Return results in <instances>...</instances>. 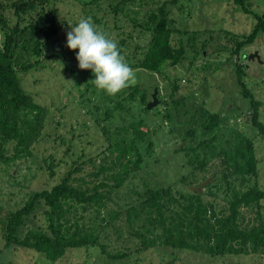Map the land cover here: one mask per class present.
<instances>
[{
	"label": "trees",
	"instance_id": "trees-1",
	"mask_svg": "<svg viewBox=\"0 0 264 264\" xmlns=\"http://www.w3.org/2000/svg\"><path fill=\"white\" fill-rule=\"evenodd\" d=\"M131 1L135 0H111L109 5H114L118 13ZM54 2L14 0L11 5L17 16L14 23L0 13L3 31L0 42L1 164L32 156L33 146L41 140L46 127L53 123L48 117L50 108L34 99L25 88L21 75L22 71L37 69L42 60L35 63L20 61V54L31 49L39 58L48 56L43 44L58 36L64 28ZM169 2L175 4L178 0H166L157 8L148 10L141 22L135 20L142 33L150 34L146 45L137 44L132 55L124 52L126 38L118 46L133 69L165 73L177 91L181 87L180 76L172 78L166 67L192 69L200 56L205 58L204 51L212 36L206 38L204 30V39L200 40L202 30L178 28L176 19L171 16ZM235 2L244 13L253 15L255 25L249 34L243 35L225 29L233 45L219 46L216 51L228 52L229 59L238 58L235 63L237 84L242 88L243 102L247 103L239 114L247 116L252 133L235 129L229 144L219 148L215 141L222 131L221 124L228 117L221 111L204 107L199 123L185 131L186 143L179 148L185 152L187 164L191 167L180 178L181 185H146L144 191L137 190L136 202L126 206L115 202L114 193L143 167L142 142L145 141L143 148L146 151L153 145L151 129L144 119L130 124L134 136L119 131L116 135L121 137L110 138L106 131L110 143L96 155L86 153L84 148L82 153L79 148L73 149L71 163L66 162L63 173L56 169L59 162H55V155H52L51 159L45 160L52 175L57 174L59 179L48 187L37 189L22 207L10 212L4 226L8 247L34 250L52 262L63 258L71 249H98L113 261L127 259L139 264L134 251H112L104 234L107 227L126 214V221L141 241L139 251L155 249L167 254L170 251L175 253V250H191L211 257L264 255V187L257 180L259 159L254 140L257 136L254 132L264 138L263 102L246 82V68L254 60H249L248 53L244 52L245 47L264 33V15L250 8L249 0ZM94 20L100 21L98 18ZM139 48L143 50L141 56H137ZM243 59L248 62H239ZM138 97L149 112L147 89L136 86L129 98L135 101ZM117 107H123L122 103L118 102ZM112 115L113 111L107 109L106 119ZM166 116L171 120L168 110ZM122 130L129 132V127ZM210 162H216L218 170L212 171L211 179L205 184L207 192H203L196 188L198 186H192L196 185L199 172L206 176L211 171ZM220 190H226V194L221 196ZM31 216L37 220L36 226L28 222Z\"/></svg>",
	"mask_w": 264,
	"mask_h": 264
},
{
	"label": "rangeland",
	"instance_id": "rangeland-1",
	"mask_svg": "<svg viewBox=\"0 0 264 264\" xmlns=\"http://www.w3.org/2000/svg\"><path fill=\"white\" fill-rule=\"evenodd\" d=\"M13 1L0 0V13L12 23L17 21L15 10L11 6ZM110 1L55 0L54 8L64 28L58 36L43 44L48 56L39 58L31 49L20 54V61L35 63L38 59L42 60L37 69L22 71L21 75L25 88L34 99L50 108L48 117L53 123L46 127L41 140L33 146L32 156L11 164L0 163V264H134L127 259L113 261L98 249H71L63 258L52 262L44 254L34 250L6 245L4 226L10 212L22 207L37 189L48 187L59 179L57 174L52 175L46 158L51 159L55 155V162H59L56 169L63 173L66 162L71 163L73 149L79 148V153H82L84 148L86 153L96 155L110 143L106 131L110 138L121 137L116 135L119 131L125 132L127 136H134L130 124L144 119L151 129L150 139L153 145L146 151L143 148L145 141L142 142L143 167L114 193L115 202L126 206L136 202L139 196L137 190L144 191L146 185H179L182 175L191 169L185 152L179 151V148L186 143L185 131L199 123L198 119L204 107L221 111L223 116L228 117L221 124L222 131L215 141L219 148L229 144L235 129L252 133L251 122L247 120V116L239 114L245 110L247 103L243 102L242 88L237 84L235 63L238 58L234 56L229 59L228 52L216 50L219 46L233 45L231 36L226 34L225 29L237 35L249 34L255 25L253 15L244 13L235 0H178L175 4L169 2L171 16L176 19L178 28L202 30L200 40L204 39L205 33L206 38L212 36L207 50L204 51L205 58L200 56L189 71H185V67H166L172 78L175 75L180 76L181 87L177 91H174V85L165 73L137 68L133 69L136 74L134 84L115 96L107 97L106 93L97 90L92 84L91 80L95 79L92 71L79 69L76 60L78 49L70 50L66 46L67 32L71 30L69 25L78 23L82 18L91 17L98 29L109 38L118 43L126 38L124 52L132 55L137 44L146 45L150 37L149 33H142L135 20L141 22L148 10L157 8L166 0L131 1L118 13L114 5H109ZM249 2L250 8L264 15V0ZM95 18L100 21L95 22ZM2 38L3 31L0 28V42ZM256 50L259 51L263 63L260 64L259 60L248 63L245 79L257 98L263 102L261 113L264 120V33L253 44L245 47L244 52L249 55ZM141 55L143 50L139 48L137 56ZM239 62L247 63L248 60ZM188 64L189 62L186 63ZM136 86L147 89L148 101L153 100L152 95L155 88H158V105L147 112L146 105L139 97L138 100H131L129 94L135 91ZM118 102L123 107L116 109ZM109 108L113 115L106 119V110ZM166 110L169 111L171 120L167 118ZM123 127H129V132L122 130ZM254 134L257 135L254 140L259 159L257 180L264 187V138L256 132ZM188 139L187 137V142H190ZM210 170L206 176L199 172L198 181L192 187L198 186L197 189L207 192L205 184L211 179L212 171L218 170L216 162H210ZM219 193L224 196L226 190H220ZM115 205L114 203L113 206ZM126 220L125 214L122 219L107 227L104 234L107 235L112 251H134V257L139 264H264V255L258 254L211 257L191 250H175V253L170 251L167 254L155 249L139 251L141 241ZM28 222L32 226L37 225L33 216Z\"/></svg>",
	"mask_w": 264,
	"mask_h": 264
},
{
	"label": "clouds",
	"instance_id": "clouds-1",
	"mask_svg": "<svg viewBox=\"0 0 264 264\" xmlns=\"http://www.w3.org/2000/svg\"><path fill=\"white\" fill-rule=\"evenodd\" d=\"M66 46L77 50L76 60L81 70L90 69L96 89L115 96L136 82V74L121 54L118 42L98 30L91 17L69 25Z\"/></svg>",
	"mask_w": 264,
	"mask_h": 264
},
{
	"label": "water",
	"instance_id": "water-1",
	"mask_svg": "<svg viewBox=\"0 0 264 264\" xmlns=\"http://www.w3.org/2000/svg\"><path fill=\"white\" fill-rule=\"evenodd\" d=\"M248 58H249V60H259L260 63H263V60H262V58H261V56L259 54V51H257V50L254 51V52H251L248 55ZM157 95H158V88H155V91H154V93L152 95L153 100L149 101L148 104H147L148 109H151V108H153V107L158 105L159 99H158Z\"/></svg>",
	"mask_w": 264,
	"mask_h": 264
}]
</instances>
